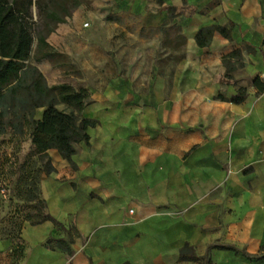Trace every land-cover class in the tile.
I'll return each mask as SVG.
<instances>
[{"label": "crops", "instance_id": "1", "mask_svg": "<svg viewBox=\"0 0 264 264\" xmlns=\"http://www.w3.org/2000/svg\"><path fill=\"white\" fill-rule=\"evenodd\" d=\"M117 21L139 31L175 27L191 47L166 92L144 89L131 77H109L91 96L90 129L72 164L50 150L53 174H43L40 193L61 225L25 222V254L0 236V264H264V0H113ZM226 27L201 49L195 37ZM250 85L224 57L242 49ZM235 76V77H234ZM249 97L236 105L239 87ZM167 94L172 100L163 101ZM74 238L69 256L51 250V238ZM189 247L198 261H181Z\"/></svg>", "mask_w": 264, "mask_h": 264}, {"label": "trees", "instance_id": "2", "mask_svg": "<svg viewBox=\"0 0 264 264\" xmlns=\"http://www.w3.org/2000/svg\"><path fill=\"white\" fill-rule=\"evenodd\" d=\"M81 4L80 0H0V122L23 113L31 141L28 160L41 162L38 169L29 165L18 181V200L31 205V209L17 226L16 233L7 235L17 242L13 254L16 262L25 257V246L19 238L25 222L36 226L52 221L61 227L48 213L47 203L40 193L42 175L50 176L56 171L49 151H58L73 166L72 158L78 154L79 145H89V130L100 124L85 115L92 97L88 89L75 88L67 83L51 86L37 65L53 55L49 37ZM34 9L37 10L36 17ZM216 33L231 40L230 29L208 27L196 35V44L201 49L209 48ZM241 54V49H238L224 57L227 78L232 72L229 61L239 59ZM252 87L256 88L258 95L264 93V84L259 77L254 79ZM248 92V88L240 86L236 95L227 97L220 94L215 99L240 105L248 99ZM40 111L42 114L38 118ZM75 237L79 234L70 231L66 240L51 238L47 247L72 257ZM262 250L259 256L254 257L257 261H264ZM181 252V261H198L189 247Z\"/></svg>", "mask_w": 264, "mask_h": 264}, {"label": "rangeland", "instance_id": "3", "mask_svg": "<svg viewBox=\"0 0 264 264\" xmlns=\"http://www.w3.org/2000/svg\"><path fill=\"white\" fill-rule=\"evenodd\" d=\"M80 1L83 4L75 7L71 17L49 37L53 55L37 64L48 83L51 86L67 83L101 93L109 77L123 75L136 80L144 89L156 86L169 91L182 60L191 54L181 30L167 27L139 31L136 23L127 18L117 21L113 0ZM249 51L246 47L241 49L242 54ZM242 54L229 62L232 73L242 85L248 86L251 81L246 76V58ZM169 99L172 100L169 94L162 98ZM94 102L91 97L90 108ZM41 114L40 111L37 117ZM29 134L23 113L0 122V236L3 237L16 233L31 209V205L17 197L18 181L24 170L29 165L37 169L41 166L38 159L28 160Z\"/></svg>", "mask_w": 264, "mask_h": 264}, {"label": "built area", "instance_id": "4", "mask_svg": "<svg viewBox=\"0 0 264 264\" xmlns=\"http://www.w3.org/2000/svg\"><path fill=\"white\" fill-rule=\"evenodd\" d=\"M88 26V25H87Z\"/></svg>", "mask_w": 264, "mask_h": 264}]
</instances>
